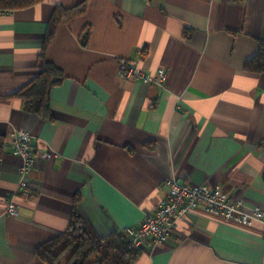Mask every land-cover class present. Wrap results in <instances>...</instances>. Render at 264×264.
I'll list each match as a JSON object with an SVG mask.
<instances>
[{
    "label": "crops",
    "instance_id": "obj_1",
    "mask_svg": "<svg viewBox=\"0 0 264 264\" xmlns=\"http://www.w3.org/2000/svg\"><path fill=\"white\" fill-rule=\"evenodd\" d=\"M72 7L82 10L64 14ZM262 43L264 0H41L0 13V264H47L36 248L75 213L99 236L139 223L173 177L264 207V73L244 69ZM126 58L164 67L163 87L119 77ZM44 62L64 78L41 115L14 93ZM21 128L52 155L17 191ZM133 264H264V235L193 211Z\"/></svg>",
    "mask_w": 264,
    "mask_h": 264
},
{
    "label": "built area",
    "instance_id": "obj_2",
    "mask_svg": "<svg viewBox=\"0 0 264 264\" xmlns=\"http://www.w3.org/2000/svg\"><path fill=\"white\" fill-rule=\"evenodd\" d=\"M6 10L0 9V13ZM117 74L142 83L163 87L167 75L164 67H157L153 73L142 70L137 59H122ZM12 153L21 159L17 169V191L29 186V173L37 157L50 158L51 151L42 149L38 153L31 144L27 129H17L11 138ZM169 193L155 209L145 212L142 220L123 229L127 246L143 249L147 244L166 241L174 231L177 221L188 213L196 211L218 222L264 235V207H245L241 201L232 200L220 185L179 182L175 177L167 180ZM19 212L15 193L7 196L6 214L16 216Z\"/></svg>",
    "mask_w": 264,
    "mask_h": 264
},
{
    "label": "trees",
    "instance_id": "obj_3",
    "mask_svg": "<svg viewBox=\"0 0 264 264\" xmlns=\"http://www.w3.org/2000/svg\"><path fill=\"white\" fill-rule=\"evenodd\" d=\"M41 0H0V9L11 10L30 6ZM82 4V3H81ZM80 11L82 8L79 9ZM79 10L72 8L64 14L75 13ZM79 11V12H80ZM63 12L55 11L48 27L44 44L51 39L54 25ZM84 32L82 42L86 41ZM248 72L264 73V43L259 44L254 55L244 62ZM64 78L63 71L52 62H44L40 72L25 86L14 93L23 101L27 111L46 115L50 91ZM5 146V136L0 134V157ZM141 249L127 246L123 231L113 230L102 236L95 233L92 227L76 213L71 215L69 227L57 237L39 245L35 253L47 264H133Z\"/></svg>",
    "mask_w": 264,
    "mask_h": 264
}]
</instances>
